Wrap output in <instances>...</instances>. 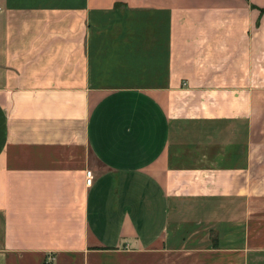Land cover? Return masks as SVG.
<instances>
[{
  "label": "crops",
  "instance_id": "1",
  "mask_svg": "<svg viewBox=\"0 0 264 264\" xmlns=\"http://www.w3.org/2000/svg\"><path fill=\"white\" fill-rule=\"evenodd\" d=\"M104 253L264 264V0H0V264Z\"/></svg>",
  "mask_w": 264,
  "mask_h": 264
},
{
  "label": "rangeland",
  "instance_id": "2",
  "mask_svg": "<svg viewBox=\"0 0 264 264\" xmlns=\"http://www.w3.org/2000/svg\"><path fill=\"white\" fill-rule=\"evenodd\" d=\"M105 255L97 256L96 258L92 259V261H88L83 264H126L128 261L126 260L127 257L125 255Z\"/></svg>",
  "mask_w": 264,
  "mask_h": 264
},
{
  "label": "built area",
  "instance_id": "3",
  "mask_svg": "<svg viewBox=\"0 0 264 264\" xmlns=\"http://www.w3.org/2000/svg\"><path fill=\"white\" fill-rule=\"evenodd\" d=\"M84 175H85V183L89 184V182H90V171L86 170Z\"/></svg>",
  "mask_w": 264,
  "mask_h": 264
}]
</instances>
